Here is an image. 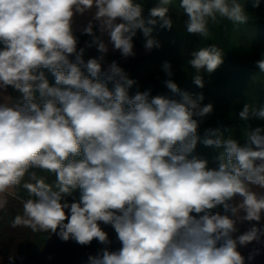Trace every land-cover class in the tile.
<instances>
[{
	"label": "clouds",
	"instance_id": "9594fccd",
	"mask_svg": "<svg viewBox=\"0 0 264 264\" xmlns=\"http://www.w3.org/2000/svg\"><path fill=\"white\" fill-rule=\"evenodd\" d=\"M171 4L157 0L145 17L141 0H0V212L8 195L23 206L11 227L81 246L95 240L103 247L88 264H245L238 247L264 237V192L253 190L264 189V127L249 125L244 144L219 127L201 139L214 106L203 93L181 90L170 62L163 83L178 98L131 93L137 81L105 59L104 34L124 58L136 55L138 30L145 50L159 49L151 34L157 24L173 28ZM179 9L185 31L203 40L212 26L249 19L240 0H179ZM85 14L81 34L91 39L78 47L73 25ZM93 45L99 55L86 60ZM224 55L216 44L193 51V84L203 88L204 73ZM255 65L264 73V53ZM238 118L264 120V106L244 103ZM198 143L221 150L214 167L196 154ZM219 207L225 214L213 211ZM237 221L255 223L234 236ZM102 225L114 230L118 249Z\"/></svg>",
	"mask_w": 264,
	"mask_h": 264
},
{
	"label": "trees",
	"instance_id": "16d2710c",
	"mask_svg": "<svg viewBox=\"0 0 264 264\" xmlns=\"http://www.w3.org/2000/svg\"><path fill=\"white\" fill-rule=\"evenodd\" d=\"M144 6L143 15L148 16L149 9L157 3V0H141ZM245 5V11L248 15V22L245 24H233L230 21H223L220 26H212V35L209 39L203 40L196 35L188 34L184 28L186 15L179 9V0H172L170 6V15L173 19V28L171 30L162 29L159 24L154 26L152 37L161 44L159 49L147 51L144 49L145 37L142 32L137 31L133 38V45L138 49L147 51L146 56L137 59H127L122 56L111 57L105 55L108 62L116 60L119 65L128 73L129 77L137 84L133 86L131 93L135 91L151 90L152 95H164L170 98H178L171 93L164 85V80L168 79L163 71L162 65L165 61L172 65L174 80L181 88L191 93H203L204 104L211 103L214 106V113L206 118L204 124L198 129V133L203 139L204 130L211 128H227L233 138L239 140L241 144L245 143V136L249 130L248 126L255 128L264 127V120H252L247 124L238 118V112L242 109L244 103L256 106H264V73L260 72L255 65V61L261 58L264 53V0L259 8L252 7V0H240ZM98 35V33H97ZM79 38L78 47H84V42L91 38L76 34ZM209 44H216L224 52V62L215 72L211 74L204 73V87L199 88L192 82L194 69L187 63L191 59V53L200 47ZM99 52L95 45L85 50L84 57L87 60L98 56ZM50 83H54V77L44 70ZM10 94L18 95L11 87ZM229 133L225 132L227 136ZM221 150L213 147H206L198 143L196 154L209 161V166H215V157ZM38 176H46L47 182L52 183L54 176L36 170ZM28 177H25L27 180ZM18 197H26L22 188L16 189ZM79 196V191L74 193ZM69 200L72 197H68ZM21 200L13 197L10 201ZM223 211L222 207L213 211ZM12 210L7 207V212L2 213L0 227L10 224ZM50 234L43 233L39 238H35L34 243L27 248L29 256H33L40 251L49 242ZM3 254L8 258L2 260L0 264H8L12 253L4 250ZM71 264V263H65ZM74 264H88V258Z\"/></svg>",
	"mask_w": 264,
	"mask_h": 264
},
{
	"label": "rangeland",
	"instance_id": "374dc122",
	"mask_svg": "<svg viewBox=\"0 0 264 264\" xmlns=\"http://www.w3.org/2000/svg\"><path fill=\"white\" fill-rule=\"evenodd\" d=\"M8 207L12 210L11 220L17 214L22 213L23 206L20 202L15 200L9 202ZM11 220L10 224L0 227V262L8 258L3 254V251L9 250L13 254L12 257L16 258L14 264H74L88 258L90 254H96L103 247L95 240L90 246H81L71 240L61 241L57 235L50 234L49 242L33 256H29L28 246L33 244L35 238H39L43 233H33L30 229L23 227L13 228L11 227ZM102 227L113 241L110 246L111 250L118 249L120 245L116 240L114 230L110 226L102 225ZM21 257L23 259H20Z\"/></svg>",
	"mask_w": 264,
	"mask_h": 264
},
{
	"label": "crops",
	"instance_id": "0c3cea01",
	"mask_svg": "<svg viewBox=\"0 0 264 264\" xmlns=\"http://www.w3.org/2000/svg\"><path fill=\"white\" fill-rule=\"evenodd\" d=\"M88 19H90V14H85L84 16L78 15L75 17V22L73 25V31L75 35L82 33V28L86 26ZM98 35L100 34L98 33ZM101 39L108 45L109 51L106 55L111 57L121 56L118 50H113V47L109 41V37L107 36V34L102 35ZM134 52H136V55L134 57H128L127 59L142 58L147 54V51L143 49H138L135 46H134ZM8 93L10 94L9 88H8ZM253 190L264 192V189H259L256 186H253ZM7 198L8 201L10 202L13 199V196L8 195ZM239 199H240L239 197H236V201H239ZM219 212L221 214H225L223 211H219ZM1 215L2 212H0V219H1ZM251 223H255V222H251ZM251 223L237 221V228L239 229V231L235 233L234 236L247 231L251 226ZM261 224L264 225V220L261 221ZM238 251L241 253L242 256L245 257V264H264V237L261 238V241L259 243L254 241L246 246H239ZM253 252H258V254H256L252 260H248V256Z\"/></svg>",
	"mask_w": 264,
	"mask_h": 264
}]
</instances>
